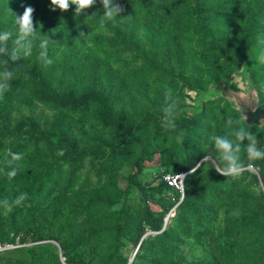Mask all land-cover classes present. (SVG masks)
Returning a JSON list of instances; mask_svg holds the SVG:
<instances>
[{
  "label": "trees",
  "instance_id": "trees-1",
  "mask_svg": "<svg viewBox=\"0 0 264 264\" xmlns=\"http://www.w3.org/2000/svg\"><path fill=\"white\" fill-rule=\"evenodd\" d=\"M247 2L113 0L125 11L105 22L100 0L79 16L75 6L52 11L50 0H33L38 36L32 55L11 60L12 40L0 53V71L7 67L14 73L10 89L0 95V149L21 144L28 151L25 174L17 171L9 179L0 172V201L28 195L11 212L0 208V264H182L185 242L208 262L264 264V159L250 160L245 140L240 174L225 177L213 168L210 140L213 135L234 139L237 126L226 122L239 120L264 150L259 124L248 127L232 102L211 100L209 91L199 92L198 109L191 114L179 107L171 130L161 126L159 98L139 121L126 117L122 105L145 102L152 84L166 92L198 90L223 82L240 67L258 90L248 72H256V59L264 53V0ZM12 23L0 19V31L12 32ZM221 27L228 36H218ZM45 38L49 66L39 59L38 44ZM61 49L62 75H76L81 58L86 84L57 82L54 58ZM171 52L177 64L170 66ZM33 103L58 113L53 125L33 117L14 120L15 106ZM74 128L79 135L73 136ZM89 135L96 141L85 140ZM155 153L161 171L144 180L143 164ZM7 162L0 169L11 170ZM125 162L129 174L121 171ZM188 171L182 197L162 179Z\"/></svg>",
  "mask_w": 264,
  "mask_h": 264
},
{
  "label": "rangeland",
  "instance_id": "rangeland-1",
  "mask_svg": "<svg viewBox=\"0 0 264 264\" xmlns=\"http://www.w3.org/2000/svg\"><path fill=\"white\" fill-rule=\"evenodd\" d=\"M33 0H0V19L3 22H11L13 21L12 25L14 26L12 29V32L14 35H16V25H15V14L16 15H21L24 10V6H31V3ZM254 0H248L247 5H252ZM139 31V38L141 42H144V33L143 31ZM229 35V30H225L223 27H221L218 30V36L226 37ZM93 38V37H91ZM83 56V55H81ZM80 56V57H81ZM171 65H176L177 61L174 57L173 52H171ZM64 60V49H61L57 52L55 58H54V63L56 67V78L57 82L60 84H71V85H76L78 87H81L83 84H86L85 80H82V76L80 73V69L82 64H79L81 61V58L77 60V72L76 75L75 73H72L69 77H65L62 75L60 66H61V61ZM255 70L256 72L252 73L251 71L248 72L254 78H256L257 83H258V98L259 102L263 103L264 102V55H260L256 59V64H255ZM154 78V77H153ZM223 84H204L201 86V89L198 90H193L188 87H181V90L179 89H172L169 90L168 92L164 91L159 85L152 84L150 89L148 90V99L145 102H137L135 106L133 105V102H123L122 105L124 107V113L125 116L132 119L139 121L143 118L147 107L149 106L150 102H152L154 99H160L159 102H161L165 106V94L170 93L171 94V99L176 101L178 106L182 108H186V111L188 114H191L194 109H198V99H199V92H210L212 93L209 95V99L214 100L216 98H224L223 97V88H230L233 91L236 92H248L250 89V81L248 79V74L246 72L245 67H240L235 72L229 73L226 75L223 79ZM151 83H153L151 81ZM206 90V91H205ZM227 102V99L224 98L221 101V104H224ZM134 108V109H133ZM227 114V113H225ZM12 116L14 120H21L27 117H33L36 118L41 124H45L47 126L53 125V120L56 116H58L57 112H51L47 109H45L41 104L33 103L30 105H17L15 106ZM210 124L214 125V121L212 119L209 120ZM81 126L88 132V126L86 122H82ZM259 128L264 130V124L261 123L259 124ZM78 128H74L73 130V136L79 135ZM264 132V131H263ZM149 135H144L145 138L149 139ZM102 138H109V135L102 136ZM89 141H96L93 140V136L89 135L85 138V140ZM19 150V152H17ZM22 153L23 154V159L15 162L13 165L14 167L17 168V171H20L21 174H25L27 172V162H28V151L22 149L21 144H7L5 147L0 149V164L4 165L6 164V161H9L11 159L9 153ZM137 151L133 152V156L131 157V161L133 162L135 158L137 157L136 154ZM135 154V155H134ZM159 154L155 153L152 155V158L150 160H146L145 163L143 164V167L140 172V177L143 178L144 180H150L156 172H160V166L157 164ZM204 159H209V157H205ZM203 159V160H204ZM123 167L121 168V171H123L126 174H129L132 172L130 169V166L127 164V162L123 163ZM251 170H253L251 168ZM163 179V178H162ZM152 180V179H151ZM150 180V181H151ZM164 181V180H163ZM165 183V182H164ZM166 184V183H165ZM167 185V184H166ZM119 188H123L125 186V182H120L118 184ZM117 192H113L112 197L116 200L117 199ZM23 245H29L28 243L26 244H18L17 246H23ZM13 246H7L6 248H12ZM3 249V248H1ZM202 249V248H201ZM181 250L184 251V259L182 264H219L218 260L211 258V261L208 262V257L207 255L200 254L198 257H196L193 254L192 251V245L187 244L186 242L183 244L181 247ZM195 257V258H194ZM153 264H163L159 263L158 261L154 262Z\"/></svg>",
  "mask_w": 264,
  "mask_h": 264
},
{
  "label": "clouds",
  "instance_id": "clouds-1",
  "mask_svg": "<svg viewBox=\"0 0 264 264\" xmlns=\"http://www.w3.org/2000/svg\"><path fill=\"white\" fill-rule=\"evenodd\" d=\"M96 2L97 0H50V5L52 11L58 9L61 12H67L72 6H75V15L79 16L86 15ZM100 3L103 6L104 13L102 18L105 22L114 21L117 17H121V14L125 11L123 5L114 4L113 0H100ZM34 11L35 9L28 5L24 6L21 15L15 14L16 35L14 39L11 31H0V53L8 50V42L12 40L9 58L13 61L32 55L33 41L38 36L37 26L34 24ZM95 15L96 13H92V16ZM48 46L49 40L47 38L41 40L38 44L40 49L39 59L44 66H49L53 63V60L48 56ZM261 55H264V53ZM4 64L7 65V61H4ZM13 78L14 73L9 71L7 67L0 71V95L10 89ZM165 101L161 126L165 130H171L176 126L175 121L179 115V106L176 101L171 99L170 93L165 94ZM226 123L230 126L233 124L237 126L232 132L234 139H230L227 135H213L210 137L213 151L216 154L213 168L225 177L240 174L242 163L239 153L242 150L241 142L245 140L248 141L244 147L248 158L250 160L264 159V150L256 146L257 140L253 133L240 126L239 120L228 119ZM9 155L11 159L7 163L11 170L4 171L0 169V172H4L9 179H12L17 175V168L13 165L23 159V154L10 152ZM27 199V193L21 192L11 200L0 201V208H3L6 212H11L14 208L23 206Z\"/></svg>",
  "mask_w": 264,
  "mask_h": 264
},
{
  "label": "water",
  "instance_id": "water-1",
  "mask_svg": "<svg viewBox=\"0 0 264 264\" xmlns=\"http://www.w3.org/2000/svg\"><path fill=\"white\" fill-rule=\"evenodd\" d=\"M250 81V80H249ZM217 84L222 85L223 82ZM250 90L248 92H236L230 88H223V97L232 102L233 106L239 110L241 120L248 126L264 124V102L260 103L258 92L250 81ZM208 160L204 159L201 162ZM201 162L198 164L200 165Z\"/></svg>",
  "mask_w": 264,
  "mask_h": 264
},
{
  "label": "built area",
  "instance_id": "built-area-1",
  "mask_svg": "<svg viewBox=\"0 0 264 264\" xmlns=\"http://www.w3.org/2000/svg\"><path fill=\"white\" fill-rule=\"evenodd\" d=\"M191 173V171L180 173V174H164L162 176L164 182L167 184L168 187L174 188L180 192L181 197L183 195V181L184 178Z\"/></svg>",
  "mask_w": 264,
  "mask_h": 264
}]
</instances>
